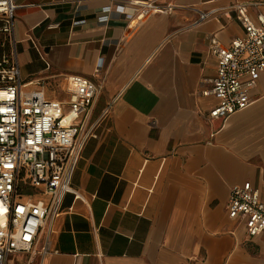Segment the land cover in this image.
Segmentation results:
<instances>
[{
    "label": "crops",
    "instance_id": "1",
    "mask_svg": "<svg viewBox=\"0 0 264 264\" xmlns=\"http://www.w3.org/2000/svg\"><path fill=\"white\" fill-rule=\"evenodd\" d=\"M14 1L21 79L58 99L65 74L91 79L86 124L110 103L71 177L84 201L64 195L30 264H264V234L248 236L226 210L235 183L264 198V71L225 118L207 115L216 99L200 92L215 73L207 36L229 44L243 33L229 6L256 2L254 18L264 0Z\"/></svg>",
    "mask_w": 264,
    "mask_h": 264
},
{
    "label": "built area",
    "instance_id": "2",
    "mask_svg": "<svg viewBox=\"0 0 264 264\" xmlns=\"http://www.w3.org/2000/svg\"><path fill=\"white\" fill-rule=\"evenodd\" d=\"M251 4L257 3L229 6L243 29L229 44L207 36L215 73L200 92L216 99L207 112L210 118L244 108L249 89L264 71V11L250 17ZM134 5L171 10V5L154 2ZM15 7L14 0H0V264L17 254L25 255V264L35 253L43 255L64 195L84 201L71 177L84 142L96 137L95 126L110 108L107 103L96 121L85 123L98 85L80 74L63 76L66 99L49 97L42 87L30 88L31 82L21 79L13 35ZM209 14L199 11L197 20ZM226 210L228 217L243 222L248 236L264 234V198L249 181L229 187Z\"/></svg>",
    "mask_w": 264,
    "mask_h": 264
},
{
    "label": "rangeland",
    "instance_id": "3",
    "mask_svg": "<svg viewBox=\"0 0 264 264\" xmlns=\"http://www.w3.org/2000/svg\"><path fill=\"white\" fill-rule=\"evenodd\" d=\"M26 262V257L25 255H15V256H11L6 264H25ZM35 264V262L33 263Z\"/></svg>",
    "mask_w": 264,
    "mask_h": 264
}]
</instances>
